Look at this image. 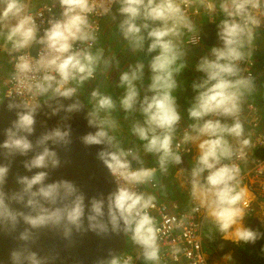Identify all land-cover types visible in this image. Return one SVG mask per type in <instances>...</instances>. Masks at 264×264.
Wrapping results in <instances>:
<instances>
[{
  "label": "clouds",
  "instance_id": "obj_1",
  "mask_svg": "<svg viewBox=\"0 0 264 264\" xmlns=\"http://www.w3.org/2000/svg\"><path fill=\"white\" fill-rule=\"evenodd\" d=\"M46 7L38 19L30 0H0V233L14 241L0 264H56L60 253L41 244L49 233L105 242L93 264H167L186 253L172 233L193 219L212 239L264 240L248 223L261 221L248 217L245 183L258 151L246 113L264 99L252 70L264 0ZM77 142L94 151L106 188L56 176ZM18 161L27 174L10 182ZM173 171L184 206L162 224Z\"/></svg>",
  "mask_w": 264,
  "mask_h": 264
},
{
  "label": "water",
  "instance_id": "obj_2",
  "mask_svg": "<svg viewBox=\"0 0 264 264\" xmlns=\"http://www.w3.org/2000/svg\"><path fill=\"white\" fill-rule=\"evenodd\" d=\"M78 126L80 131H83V124L79 123ZM67 160L68 163L57 172V177L73 179L89 192L107 187L106 174L96 160L93 150L86 149L77 142L67 154ZM17 174H27L19 161L10 174V182L14 181ZM104 243L91 233L76 237L75 244L71 246L67 240L55 234L49 233L41 238V244L46 249L60 253L61 259L56 264H93V258ZM13 245L11 238L0 233V259L7 255Z\"/></svg>",
  "mask_w": 264,
  "mask_h": 264
},
{
  "label": "built area",
  "instance_id": "obj_3",
  "mask_svg": "<svg viewBox=\"0 0 264 264\" xmlns=\"http://www.w3.org/2000/svg\"><path fill=\"white\" fill-rule=\"evenodd\" d=\"M48 3L49 1L42 2L32 8L36 13L40 14L38 19L48 16V8L46 7ZM255 66L256 64L252 69L254 72H256ZM246 115L258 147L254 162L250 164L245 176V183L248 185L252 197L248 215L250 217L260 213V210H264V156L259 154V152L264 151V120L257 105L249 109ZM182 209L183 205L176 200L172 202L164 201L160 210L162 224L165 223V218L171 219L173 215L182 211ZM262 216L264 217V213ZM171 239L181 244L186 249V253L180 256L179 259L169 258L167 264H210L204 225L201 224L199 219H193L184 229L173 232ZM188 252L191 253L190 257L187 255Z\"/></svg>",
  "mask_w": 264,
  "mask_h": 264
},
{
  "label": "trees",
  "instance_id": "obj_4",
  "mask_svg": "<svg viewBox=\"0 0 264 264\" xmlns=\"http://www.w3.org/2000/svg\"><path fill=\"white\" fill-rule=\"evenodd\" d=\"M209 31L206 34L210 37L212 35L213 29L209 27ZM207 42H211L208 39ZM260 66H264V64H260ZM261 156H264V151L259 152ZM249 224L253 223V217L249 218ZM256 227H259L261 231H264V227L261 223H258ZM204 230L207 231V228L204 227ZM211 243L210 247H208V253L212 256L216 253L218 256L225 255L226 253L233 251L234 254V261H230L229 264H246L245 258L251 259V264H264V240L258 241L255 245L249 246H238L234 241L229 239H224L220 236L215 237L214 239L209 238ZM213 245V246H212ZM243 256V257H241Z\"/></svg>",
  "mask_w": 264,
  "mask_h": 264
},
{
  "label": "crops",
  "instance_id": "obj_5",
  "mask_svg": "<svg viewBox=\"0 0 264 264\" xmlns=\"http://www.w3.org/2000/svg\"><path fill=\"white\" fill-rule=\"evenodd\" d=\"M47 1H49V0H30V6H31V8H33V7L38 6L40 3L47 2ZM0 55H3V54H0ZM260 63L261 62L257 58L255 70H256V73L258 74L259 78L262 81H264V66H260ZM182 101H183V98H182ZM256 105H257V107L259 109V112H260V115H261L262 119L264 120V99H260ZM190 159H191L190 156H186L185 164H187L190 161ZM181 182H182V176L179 174L178 171H173V174H172V176L170 178V183L175 188V194L173 196H171L170 197V201L169 200L168 201L172 202L173 200H176V201H178L180 204H182L184 206V196L182 195L181 191L179 190V186H180ZM263 213H264V210L262 209V210H260V213H258L256 215L260 221L264 219V217L262 216ZM204 233H205L206 243L210 247L211 241H210V239H209V237L207 235V231L205 232V230H204ZM229 240H232V239L229 238ZM227 254H232V251H230V252H228V253H226L225 255H222V256L225 257ZM213 259L211 260V264H213ZM223 260L225 261V259H223Z\"/></svg>",
  "mask_w": 264,
  "mask_h": 264
},
{
  "label": "rangeland",
  "instance_id": "obj_6",
  "mask_svg": "<svg viewBox=\"0 0 264 264\" xmlns=\"http://www.w3.org/2000/svg\"><path fill=\"white\" fill-rule=\"evenodd\" d=\"M209 27L212 29V26L211 25H208V24H205V27H204V31H205V33L206 32H208L209 30ZM258 60L262 63V64H264V49H262L261 50V53H260V55H258ZM260 63V64H261ZM170 201V198L169 199H167V200H165V201ZM168 201V202H169ZM248 218V217H247ZM262 222H264V219L263 220H261V223ZM205 232H206V230H205ZM205 234V233H204ZM213 264H229L228 262H230V261H224L223 259H224V256H218L216 253H215V255L213 256Z\"/></svg>",
  "mask_w": 264,
  "mask_h": 264
},
{
  "label": "flooded vegetation",
  "instance_id": "obj_7",
  "mask_svg": "<svg viewBox=\"0 0 264 264\" xmlns=\"http://www.w3.org/2000/svg\"><path fill=\"white\" fill-rule=\"evenodd\" d=\"M259 222L258 221H253V223L251 224L252 226H254V227H256V225L258 224ZM232 263H233V261L235 260L234 259V254H233V251H232ZM241 257H243V256H241ZM245 260H246V264H251V259H250V256H249V258H245ZM230 263V262H229Z\"/></svg>",
  "mask_w": 264,
  "mask_h": 264
}]
</instances>
